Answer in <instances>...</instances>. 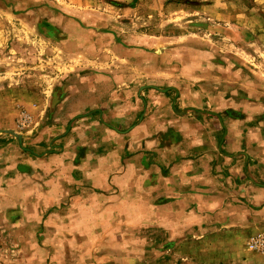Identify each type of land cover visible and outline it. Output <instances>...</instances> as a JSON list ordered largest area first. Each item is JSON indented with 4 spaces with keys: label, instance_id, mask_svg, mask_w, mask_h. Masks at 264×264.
<instances>
[{
    "label": "rangeland",
    "instance_id": "374dc122",
    "mask_svg": "<svg viewBox=\"0 0 264 264\" xmlns=\"http://www.w3.org/2000/svg\"><path fill=\"white\" fill-rule=\"evenodd\" d=\"M263 235L264 0H0V264H264Z\"/></svg>",
    "mask_w": 264,
    "mask_h": 264
},
{
    "label": "built area",
    "instance_id": "2783aa9c",
    "mask_svg": "<svg viewBox=\"0 0 264 264\" xmlns=\"http://www.w3.org/2000/svg\"><path fill=\"white\" fill-rule=\"evenodd\" d=\"M248 247L251 251L264 257V235L251 238Z\"/></svg>",
    "mask_w": 264,
    "mask_h": 264
},
{
    "label": "crops",
    "instance_id": "0c3cea01",
    "mask_svg": "<svg viewBox=\"0 0 264 264\" xmlns=\"http://www.w3.org/2000/svg\"><path fill=\"white\" fill-rule=\"evenodd\" d=\"M239 232V231H238ZM235 234V230H224V231H221L219 234H217V236L221 235V237H232L231 235Z\"/></svg>",
    "mask_w": 264,
    "mask_h": 264
}]
</instances>
